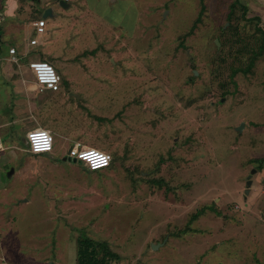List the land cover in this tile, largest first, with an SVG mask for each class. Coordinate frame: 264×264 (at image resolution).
I'll return each instance as SVG.
<instances>
[{"label": "rangeland", "instance_id": "rangeland-1", "mask_svg": "<svg viewBox=\"0 0 264 264\" xmlns=\"http://www.w3.org/2000/svg\"><path fill=\"white\" fill-rule=\"evenodd\" d=\"M242 2L230 18L234 0H133L125 18L118 1L103 21L84 10L64 44L112 36L118 57L68 64L89 76L62 79L57 121L75 131L62 152L79 142L112 166L26 154L16 136L0 167V258L76 264L89 237L113 264H264V50L249 65L264 20L248 19L264 0Z\"/></svg>", "mask_w": 264, "mask_h": 264}, {"label": "crops", "instance_id": "crops-1", "mask_svg": "<svg viewBox=\"0 0 264 264\" xmlns=\"http://www.w3.org/2000/svg\"><path fill=\"white\" fill-rule=\"evenodd\" d=\"M118 1H124L127 4L120 13L125 18L129 3L133 0H72L70 2L49 0V2L41 4L37 0H0L1 168L3 167L2 160L6 161L7 159L2 153L9 150L10 145L15 143V137L23 136V143L26 144V134L39 128L48 130L53 135V151L55 150L59 154L62 153L61 156H63V144L69 142V134L75 131L71 128V118H69L68 123L57 121L54 104L57 101L60 104L67 102L62 91V79L66 76L69 80H80L89 76L87 73H69L67 70L68 64L76 63L78 58H80L78 63H82L91 59L96 61L106 56L112 57L110 53L115 56V58L112 57L114 60L118 57V52L110 49L116 47V42L112 36L105 38L104 41L102 36L98 38L93 36L94 40L99 42V48L90 50L92 47L90 46L83 52L71 51L70 47L67 48L63 42V36L68 34L79 36L76 22L80 21L84 10L88 14L92 12L94 17L98 14L100 20L103 21L105 18L102 11L107 9L108 12L112 13V7ZM240 4L247 8L242 0H240ZM255 16H258L259 22L260 19L264 20V11L262 14L257 13ZM41 20L44 21L43 31L37 32L36 23ZM90 29L91 27L85 25V32L90 31ZM97 31L99 29H92L93 33ZM31 40H35V43L31 44ZM105 46L109 50L107 54ZM9 49H14V53L10 54ZM37 60L46 61L54 66L60 77L59 90H40L28 67L31 61ZM69 105H73V102L67 104V106ZM59 111L61 116L63 111ZM83 132L81 131L80 134ZM73 143H70L69 147ZM23 152L32 154L28 151L27 145ZM64 152L66 151L64 150ZM48 155L54 157L53 152ZM27 158L30 160L29 155ZM64 158L63 156V161H67ZM26 163H29V161L26 160ZM197 244L199 243L196 242L195 245Z\"/></svg>", "mask_w": 264, "mask_h": 264}, {"label": "built area", "instance_id": "built-area-1", "mask_svg": "<svg viewBox=\"0 0 264 264\" xmlns=\"http://www.w3.org/2000/svg\"><path fill=\"white\" fill-rule=\"evenodd\" d=\"M70 2L72 0H63ZM44 21H38L36 23L37 32L43 31ZM31 44L35 43V40L30 41ZM14 49H9V53L13 54ZM29 69L32 72L36 84L40 90L57 91L60 87V77L55 68L46 61H31L28 64ZM53 135L45 129H35L29 131L25 136V143L27 149L32 154L44 153L50 154L53 150ZM64 159H74L80 161L88 171H98L106 169L110 166L111 156L102 150L84 146L79 142H74L67 150ZM0 264H9L0 258Z\"/></svg>", "mask_w": 264, "mask_h": 264}, {"label": "trees", "instance_id": "trees-1", "mask_svg": "<svg viewBox=\"0 0 264 264\" xmlns=\"http://www.w3.org/2000/svg\"><path fill=\"white\" fill-rule=\"evenodd\" d=\"M238 4H240L238 0H234V3L230 4L228 18L231 17L233 8ZM248 19L256 21V23L259 22V18L256 16ZM259 31L262 34V44L260 45L257 52L253 53V51L251 50V56L252 55L253 56L251 59V63H249L250 66L253 65V61L256 58V56L261 55L264 50V32L262 30ZM236 72L237 71H234L233 75ZM112 162H113V158L108 168L112 166ZM85 170L86 172H88L87 169ZM76 244H77L76 264H111L112 262L119 259V255L111 251L108 245L104 242H97L89 237H80L76 241Z\"/></svg>", "mask_w": 264, "mask_h": 264}, {"label": "water", "instance_id": "water-1", "mask_svg": "<svg viewBox=\"0 0 264 264\" xmlns=\"http://www.w3.org/2000/svg\"><path fill=\"white\" fill-rule=\"evenodd\" d=\"M38 1V3L39 4H41V3H44V2H49V0H37ZM243 127V123H241L240 124V126H238V127H236V131H240L241 130V128ZM44 156H47L48 154H46V153H44L43 154ZM65 160V159H64ZM67 161H69V162H73V163H75L76 161L74 160V159H72V160H70V159H66ZM253 172H254V170H253ZM251 185V180H250V177L248 178V181H247V187H249ZM246 192H247V189H246Z\"/></svg>", "mask_w": 264, "mask_h": 264}]
</instances>
